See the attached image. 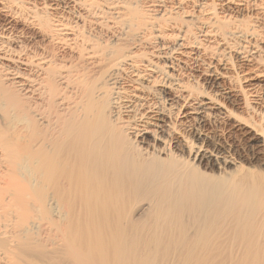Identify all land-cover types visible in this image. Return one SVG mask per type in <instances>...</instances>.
I'll return each instance as SVG.
<instances>
[{
    "label": "bare ground",
    "instance_id": "obj_1",
    "mask_svg": "<svg viewBox=\"0 0 264 264\" xmlns=\"http://www.w3.org/2000/svg\"><path fill=\"white\" fill-rule=\"evenodd\" d=\"M0 264H264V0H0Z\"/></svg>",
    "mask_w": 264,
    "mask_h": 264
},
{
    "label": "rangeland",
    "instance_id": "obj_2",
    "mask_svg": "<svg viewBox=\"0 0 264 264\" xmlns=\"http://www.w3.org/2000/svg\"><path fill=\"white\" fill-rule=\"evenodd\" d=\"M224 130H226V129H224ZM223 130V131H224ZM221 132V131H220ZM226 133V134H225ZM223 134H225L224 136L225 137H228L229 138V140H233L234 141V144H235V146H236V149L237 150H240V151H242V149H243V142H242V139L241 138H239L240 136H238V134H234V133H229V132H227V131H224L223 132ZM231 134V135H230ZM227 135V136H226ZM238 142V143H237ZM238 147V148H237ZM208 172H212V173H217V169H213V170H207ZM214 171V172H213Z\"/></svg>",
    "mask_w": 264,
    "mask_h": 264
}]
</instances>
